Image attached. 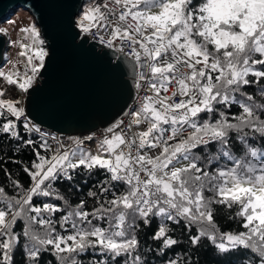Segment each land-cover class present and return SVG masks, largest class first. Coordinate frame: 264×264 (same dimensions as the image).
I'll return each instance as SVG.
<instances>
[{"label": "snow or ice", "instance_id": "snow-or-ice-1", "mask_svg": "<svg viewBox=\"0 0 264 264\" xmlns=\"http://www.w3.org/2000/svg\"><path fill=\"white\" fill-rule=\"evenodd\" d=\"M70 27L76 47L94 40L130 58L133 87L147 84L150 94H137L127 123L117 118L102 139L43 132L10 94L34 87L53 50L34 21L20 29L24 39L12 43L23 72L0 71V136L35 159L22 165L28 187L0 184V264H14L17 251L24 264H42L45 253L83 264L90 251L99 258L89 264H148L137 222L153 218L163 221L152 235L160 253L180 243L167 223L183 222L195 228L191 246L207 239L224 255L264 264V0H100ZM93 140L94 150L86 145ZM98 172L103 178L75 204L54 187L85 175L86 184ZM219 212L242 230L222 231Z\"/></svg>", "mask_w": 264, "mask_h": 264}, {"label": "water", "instance_id": "water-1", "mask_svg": "<svg viewBox=\"0 0 264 264\" xmlns=\"http://www.w3.org/2000/svg\"><path fill=\"white\" fill-rule=\"evenodd\" d=\"M84 2L0 0V22L19 8L28 10L48 50H53L36 84L26 93L24 107L40 127L61 134L108 127L128 111L135 93L130 58L92 40L82 47L73 45L70 21L83 10ZM8 42L0 32V67Z\"/></svg>", "mask_w": 264, "mask_h": 264}, {"label": "trees", "instance_id": "trees-1", "mask_svg": "<svg viewBox=\"0 0 264 264\" xmlns=\"http://www.w3.org/2000/svg\"><path fill=\"white\" fill-rule=\"evenodd\" d=\"M257 88L258 85L249 86L243 89V91L253 94ZM228 111L230 114H235L238 109L233 106ZM21 134L24 135L25 138L36 140L37 144L40 142L38 134H26L23 132L22 126ZM16 148V141H12L11 138L5 139L0 136V184H3L9 191L11 190L12 179H18L24 187L29 186L30 179L29 176L23 172L22 165L31 166V162L35 159V155L31 148L21 147L19 151H16ZM41 154H45L43 150H41ZM200 154L204 153L201 152ZM5 171L11 173V179L6 180L4 175ZM102 178L103 176L98 172L94 177L88 179L86 184L82 182L87 179L85 175L79 176L71 184L64 180L58 181L54 187L66 195L71 203L75 204L79 199L85 198L88 188ZM73 185H78L81 190L77 191ZM38 200L45 201L41 198H38ZM55 203L60 202L55 201ZM91 203L92 202L89 199V208H91ZM59 215L61 214L57 213L56 218H58ZM162 222L163 221H161L160 218H153V222L150 225H144L139 221L137 222L139 224L137 236L141 241L143 257L148 264H165L166 260L176 258L177 256L182 260L190 261V264H245L244 261L236 258L237 254L224 255L219 252V250L207 239L202 240L199 246H191L188 241V236L190 234H195V228L189 232V230L184 227L183 222L180 224L172 222L167 223V227L170 229V234L173 235V238L178 239L180 243L173 246L172 249H166L163 253H160L161 245L159 242L152 240V235L157 225ZM216 223L222 231L242 230L239 224L228 218L227 212H219L216 217ZM17 230H19V228ZM81 258L83 259V264H89L91 259H98L99 257L90 251ZM14 264H24V256L21 251L15 253ZM42 264H57V262L52 255L45 253L42 259Z\"/></svg>", "mask_w": 264, "mask_h": 264}, {"label": "rangeland", "instance_id": "rangeland-1", "mask_svg": "<svg viewBox=\"0 0 264 264\" xmlns=\"http://www.w3.org/2000/svg\"><path fill=\"white\" fill-rule=\"evenodd\" d=\"M95 2L96 0H85L84 5H83V11L86 10L90 6L95 5ZM33 21L36 23L34 16L28 10L24 8H19L13 12V14L10 16L9 19L3 22H0V28H3L6 30L3 33L6 34L7 38L9 39L7 50L5 52L4 62L2 66L0 67V71H4L5 73H8L10 71L14 72L15 71L14 65H15L16 67L20 68L21 72H23V65L18 63L19 61L23 59L22 57L18 55L20 48L18 44H13L12 42L23 40L24 33H22L20 29L29 26ZM10 22H14V23H10ZM37 27L40 29L38 25ZM3 83L4 81L0 79V84H3ZM25 96H26V93H23L18 89H15L10 94V98L19 99L23 106L25 103ZM95 147L96 145L90 148L94 150ZM40 198L42 200L48 201V198H44V197H40ZM50 202L55 203V201H50Z\"/></svg>", "mask_w": 264, "mask_h": 264}, {"label": "built area", "instance_id": "built-area-1", "mask_svg": "<svg viewBox=\"0 0 264 264\" xmlns=\"http://www.w3.org/2000/svg\"><path fill=\"white\" fill-rule=\"evenodd\" d=\"M99 2H100V0H96L95 4H97ZM79 14L76 16L75 19H78L79 18ZM92 41H94V40H92ZM145 75H147V71L146 70H145ZM137 94H139V96H144V95L150 94L149 86L147 84H145V85H143V87L141 89H139V90L135 89L134 97H133V100H132L131 105L129 106V109L136 107V104H137ZM175 99H176V102H179V100L181 98L179 96H177ZM121 118H123L125 120V123H127V121H128V117L127 116H124L123 115ZM37 125L39 126V124H37ZM142 127L143 126H141V128ZM106 128H98L96 130H92V131H88V132H84V133L61 134L60 132L50 130L48 127H41V129H42L43 132H46V133H49V134H52V135H61V136H64V137H67V136L83 137V136H87L89 134H92V135H94L98 139H102L103 138V134H104V131H105ZM137 130H140V129H137ZM86 145L89 146V147H94L96 145V141L95 140H93V141H87L86 142Z\"/></svg>", "mask_w": 264, "mask_h": 264}]
</instances>
